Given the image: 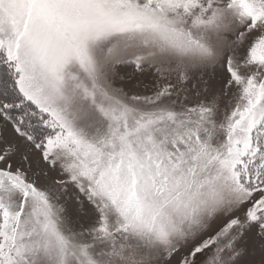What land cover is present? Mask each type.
Instances as JSON below:
<instances>
[{
  "label": "snow or ice",
  "instance_id": "snow-or-ice-1",
  "mask_svg": "<svg viewBox=\"0 0 264 264\" xmlns=\"http://www.w3.org/2000/svg\"><path fill=\"white\" fill-rule=\"evenodd\" d=\"M0 264H264V0H0Z\"/></svg>",
  "mask_w": 264,
  "mask_h": 264
}]
</instances>
